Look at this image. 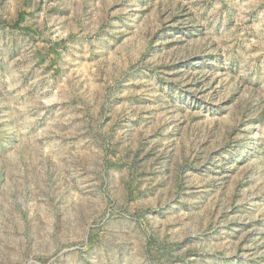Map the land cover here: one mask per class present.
<instances>
[{
	"label": "rangeland",
	"instance_id": "rangeland-1",
	"mask_svg": "<svg viewBox=\"0 0 264 264\" xmlns=\"http://www.w3.org/2000/svg\"><path fill=\"white\" fill-rule=\"evenodd\" d=\"M0 264H264V0H0Z\"/></svg>",
	"mask_w": 264,
	"mask_h": 264
}]
</instances>
